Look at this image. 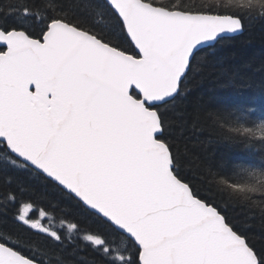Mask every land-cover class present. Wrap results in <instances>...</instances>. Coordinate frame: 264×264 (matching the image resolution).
Listing matches in <instances>:
<instances>
[{
    "label": "snow or ice",
    "instance_id": "obj_1",
    "mask_svg": "<svg viewBox=\"0 0 264 264\" xmlns=\"http://www.w3.org/2000/svg\"><path fill=\"white\" fill-rule=\"evenodd\" d=\"M9 9L17 23H0V176L43 177L67 199L0 185V264H97L81 258L89 251L99 264H264V234L247 235L199 194L171 131L191 118L175 110L198 54L222 67L216 45L244 17L264 20V0H19ZM190 107L262 157L208 176L264 212V115Z\"/></svg>",
    "mask_w": 264,
    "mask_h": 264
},
{
    "label": "trees",
    "instance_id": "obj_2",
    "mask_svg": "<svg viewBox=\"0 0 264 264\" xmlns=\"http://www.w3.org/2000/svg\"><path fill=\"white\" fill-rule=\"evenodd\" d=\"M19 0H0V23L14 26L17 23L14 9ZM225 5H243L248 0H216ZM256 2V0H252ZM232 15V11L221 12ZM244 28L241 34L227 36L216 45V50L223 53V66H217L211 60L208 50L198 54L193 70L185 81L186 100L179 102L176 112L184 109L191 117L184 129H172L175 139L183 154L182 175L195 185L202 197L210 198L221 209L226 210L229 220L247 235L259 239L264 234V212L257 205L248 207L233 199L227 190H218L211 186L208 170L219 171L231 163L254 164L259 166L262 157L248 152L238 142L224 138L211 121L204 116L193 113L190 105L198 103L208 106L227 105L247 108L255 113V118L264 115V20H249L244 17ZM172 113H170V118ZM258 151V148H257ZM12 182L22 184L29 189H37L46 195V199L56 202L67 199L58 189L50 186L40 176L30 174H13L0 176V185ZM14 207L9 205V215ZM81 258L91 262L89 251L81 253Z\"/></svg>",
    "mask_w": 264,
    "mask_h": 264
},
{
    "label": "water",
    "instance_id": "obj_3",
    "mask_svg": "<svg viewBox=\"0 0 264 264\" xmlns=\"http://www.w3.org/2000/svg\"><path fill=\"white\" fill-rule=\"evenodd\" d=\"M221 15H222V14H221ZM242 32H243V30H242L240 33H238V34H241ZM238 34H227L226 37H227V36H235V35H238Z\"/></svg>",
    "mask_w": 264,
    "mask_h": 264
}]
</instances>
